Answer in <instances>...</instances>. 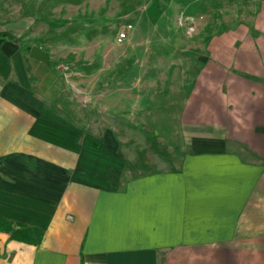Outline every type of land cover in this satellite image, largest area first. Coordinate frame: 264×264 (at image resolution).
<instances>
[{"label": "crops", "instance_id": "1", "mask_svg": "<svg viewBox=\"0 0 264 264\" xmlns=\"http://www.w3.org/2000/svg\"><path fill=\"white\" fill-rule=\"evenodd\" d=\"M142 1L97 136L32 85L48 65L25 50L23 0H0V217L43 231L0 230V264H264V0L217 31L178 23L183 0Z\"/></svg>", "mask_w": 264, "mask_h": 264}, {"label": "rangeland", "instance_id": "2", "mask_svg": "<svg viewBox=\"0 0 264 264\" xmlns=\"http://www.w3.org/2000/svg\"><path fill=\"white\" fill-rule=\"evenodd\" d=\"M142 0H23L24 41L37 45L49 55L46 68L33 70L37 89L54 87L59 102L86 120L101 121L100 126L88 127L99 134L109 127L114 111V91L125 90L127 73L133 62L131 39L135 22L132 9L142 7ZM240 0L180 1L178 23L195 20L222 29L225 23H235ZM15 0H5L7 8H19ZM159 7V1H145ZM9 19L14 16L8 15ZM188 19H191L188 21ZM127 25H132L127 29ZM190 28V26H189ZM126 31L122 41L117 35ZM144 55V54H143ZM147 57H151L146 52ZM42 79V80H41ZM114 114V112H113Z\"/></svg>", "mask_w": 264, "mask_h": 264}, {"label": "trees", "instance_id": "3", "mask_svg": "<svg viewBox=\"0 0 264 264\" xmlns=\"http://www.w3.org/2000/svg\"><path fill=\"white\" fill-rule=\"evenodd\" d=\"M26 51L29 48H25ZM0 230L8 232L11 239L21 240L31 244H38L42 238L43 231L38 227H30L20 223H12L0 217Z\"/></svg>", "mask_w": 264, "mask_h": 264}, {"label": "water", "instance_id": "4", "mask_svg": "<svg viewBox=\"0 0 264 264\" xmlns=\"http://www.w3.org/2000/svg\"><path fill=\"white\" fill-rule=\"evenodd\" d=\"M29 57L39 60L46 65H49V55L46 51L42 50L39 46H32L29 49Z\"/></svg>", "mask_w": 264, "mask_h": 264}, {"label": "built area", "instance_id": "5", "mask_svg": "<svg viewBox=\"0 0 264 264\" xmlns=\"http://www.w3.org/2000/svg\"><path fill=\"white\" fill-rule=\"evenodd\" d=\"M132 28V25H127V29L129 30V29H131ZM126 31H124V30H122L118 35H117V40L118 41H122L124 38H125V36H126Z\"/></svg>", "mask_w": 264, "mask_h": 264}]
</instances>
